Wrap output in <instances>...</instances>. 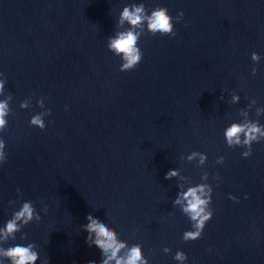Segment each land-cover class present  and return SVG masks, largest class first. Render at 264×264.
<instances>
[{"label": "clouds", "instance_id": "obj_1", "mask_svg": "<svg viewBox=\"0 0 264 264\" xmlns=\"http://www.w3.org/2000/svg\"><path fill=\"white\" fill-rule=\"evenodd\" d=\"M184 17L183 11H180L175 17L169 14L166 7L156 6L149 10L143 2L130 4L123 7L119 13V18L116 22V31L114 35L107 38V48L115 56L120 57L121 64L119 71L127 72L135 69L143 59V52L139 47V41L142 36L151 34L156 36L175 37L176 30L174 22L179 23ZM127 25V27H125ZM262 59L257 52L251 53V60L258 64ZM258 68L253 66L251 73L256 75ZM5 83L3 73H0V133H3L8 126V119L11 115L10 104L13 96L9 93L5 95ZM34 95V94H33ZM231 100L229 103L236 104L240 101V96L232 91L230 93ZM223 99V96L220 97ZM249 99L247 108L239 110V116L243 117L240 122H232L230 126L224 130V137L229 148H244L242 152L244 158L252 156L253 143H260L264 141V124L259 120L249 118L250 110L257 105L255 99ZM45 98L41 97L37 100V106L42 109L38 114L32 115L29 120L31 127L44 130L46 124L45 116L51 115V109L45 107ZM31 97L23 100L19 107L21 109H28L31 107ZM67 107V106H66ZM255 114L257 117L264 115V107H256ZM6 143L2 136H0V166L7 161V154L5 152ZM184 157H182L183 159ZM187 161H196L198 166H203L207 161V154L199 151H192L186 157ZM224 157L217 158V164H223ZM178 178L181 183L177 184L179 191L176 198L172 201L174 207H179L183 215H185L191 224V230H187L182 235L183 242L194 241L202 238L204 229L208 221L213 217L212 203V186L207 183L209 173L203 172L201 180L203 182L193 185L189 177L181 175L179 169H171L166 175L165 179L171 180ZM219 179L217 175L214 177ZM185 185H188L185 190ZM18 196L20 190L17 189ZM247 198V197H245ZM229 199L238 202L235 196L229 194ZM18 201L10 200L9 207H15ZM42 211L47 214L48 208L44 206ZM41 216L34 207L32 201H25L20 204L18 210H14L11 218L8 219L3 226H0V264H36L40 259L37 251L38 245L28 243L26 245L10 244V241L17 239V233H21L20 240H26L27 234L22 233V229L32 222H39ZM87 223L81 225L82 231L87 232L86 243L89 247L95 245L101 252L100 264H149V260L145 257L142 245L140 243H133L129 245L126 240H122L116 230L92 214L86 216ZM5 245H9L5 247ZM165 253H170L169 247H164ZM179 264H184L188 259L186 253L177 250L173 257ZM48 264V261H47ZM87 264H96V261L90 260Z\"/></svg>", "mask_w": 264, "mask_h": 264}]
</instances>
